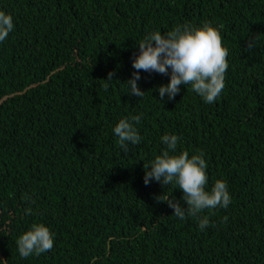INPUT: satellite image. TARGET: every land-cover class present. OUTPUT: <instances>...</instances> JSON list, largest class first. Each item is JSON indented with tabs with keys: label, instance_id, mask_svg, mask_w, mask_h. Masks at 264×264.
<instances>
[{
	"label": "trees",
	"instance_id": "trees-1",
	"mask_svg": "<svg viewBox=\"0 0 264 264\" xmlns=\"http://www.w3.org/2000/svg\"><path fill=\"white\" fill-rule=\"evenodd\" d=\"M0 11L14 23L0 42V264H264V0H0ZM205 23L228 49L213 103L190 85L161 101L170 70H141L144 95L129 94L139 41ZM134 116L141 140L125 152L113 129ZM166 134L177 154L204 153L206 188L225 181L227 208L180 220L157 201L173 185H145L144 167ZM34 223L54 245L25 258L16 241Z\"/></svg>",
	"mask_w": 264,
	"mask_h": 264
},
{
	"label": "clouds",
	"instance_id": "clouds-1",
	"mask_svg": "<svg viewBox=\"0 0 264 264\" xmlns=\"http://www.w3.org/2000/svg\"><path fill=\"white\" fill-rule=\"evenodd\" d=\"M13 28L12 15L0 11V42L8 37ZM254 39L253 37L249 40L247 49L254 47ZM138 46L139 53L132 62L135 71L126 81L130 95L141 98L144 95V90H141L137 83L141 78V70L164 75L169 74L170 70L169 82L159 86L161 101L165 94L168 99H175L181 85H190L191 89L209 104L222 92L228 69V49L222 44L220 31L211 23H205L201 27L178 25L166 34L155 31L139 41ZM107 80H113L112 72L108 73ZM140 120V116H134L131 120L121 119L113 129L118 137L119 147L125 152L129 150V143L135 145L141 140L133 124V121L139 123ZM161 140L166 148L149 166L144 167V183L147 185L154 179L165 188L173 185V189H181L183 193L181 199L186 206L172 195L173 189L171 192L164 191L157 195L155 197L157 201H166L173 209L172 214L180 220L186 216L197 217L205 209L227 208L231 197L225 181L217 180L211 190L206 188L208 176L204 153L201 151L189 156L188 151H182L177 154L179 137L175 134H166ZM26 214H31V209H27ZM209 223V218L204 216L199 219V228L203 230ZM16 243L19 254L27 258L51 250L54 245V234L43 223H34L29 230L19 236Z\"/></svg>",
	"mask_w": 264,
	"mask_h": 264
}]
</instances>
